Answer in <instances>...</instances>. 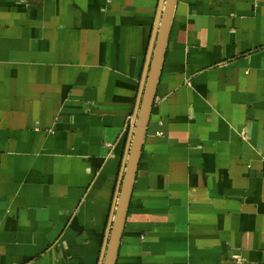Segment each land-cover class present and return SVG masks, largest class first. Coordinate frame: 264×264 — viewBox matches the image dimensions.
Returning <instances> with one entry per match:
<instances>
[{
	"label": "crops",
	"instance_id": "0c3cea01",
	"mask_svg": "<svg viewBox=\"0 0 264 264\" xmlns=\"http://www.w3.org/2000/svg\"><path fill=\"white\" fill-rule=\"evenodd\" d=\"M162 0H0V264H103ZM115 264H264V0H177Z\"/></svg>",
	"mask_w": 264,
	"mask_h": 264
},
{
	"label": "water",
	"instance_id": "95a60500",
	"mask_svg": "<svg viewBox=\"0 0 264 264\" xmlns=\"http://www.w3.org/2000/svg\"><path fill=\"white\" fill-rule=\"evenodd\" d=\"M176 2L177 0L161 1L158 29L145 72L141 100L134 123L135 130L120 181L119 195L108 232L103 264H115Z\"/></svg>",
	"mask_w": 264,
	"mask_h": 264
}]
</instances>
